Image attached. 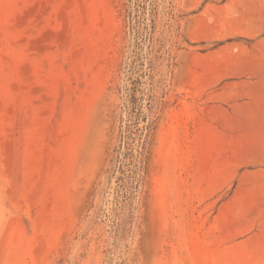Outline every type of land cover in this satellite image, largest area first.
Masks as SVG:
<instances>
[{"label": "rangeland", "instance_id": "1", "mask_svg": "<svg viewBox=\"0 0 264 264\" xmlns=\"http://www.w3.org/2000/svg\"><path fill=\"white\" fill-rule=\"evenodd\" d=\"M255 100L264 0H0V264H264Z\"/></svg>", "mask_w": 264, "mask_h": 264}, {"label": "trees", "instance_id": "2", "mask_svg": "<svg viewBox=\"0 0 264 264\" xmlns=\"http://www.w3.org/2000/svg\"><path fill=\"white\" fill-rule=\"evenodd\" d=\"M126 13H127L126 14V20L128 21V25L131 26V21H133V14L129 8H126ZM156 60H157V57H156V59L150 58V62H149L150 63V66H149L150 70H154V65H155ZM139 83H140L139 81H134L133 82V84L135 86L134 88H137V85ZM131 92L133 94H129L130 99L128 101V104L130 103V105H129L130 107L129 106L128 107L130 108L129 109L130 110V121L132 122V124L129 128L132 130H129V132H133V129H137V131H141V132L149 130L150 124L144 126L142 129L140 128L141 121H146L148 116L144 114L143 104L141 103L140 99H138L136 97V94L134 93L135 90H131ZM152 100H153V98L150 99V101H152ZM132 126H134V127H132Z\"/></svg>", "mask_w": 264, "mask_h": 264}, {"label": "crops", "instance_id": "3", "mask_svg": "<svg viewBox=\"0 0 264 264\" xmlns=\"http://www.w3.org/2000/svg\"><path fill=\"white\" fill-rule=\"evenodd\" d=\"M240 115L246 122L264 125V100L251 101Z\"/></svg>", "mask_w": 264, "mask_h": 264}]
</instances>
